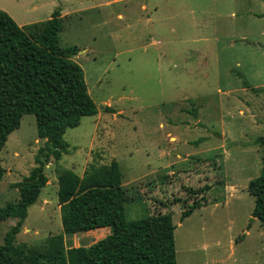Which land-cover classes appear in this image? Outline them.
I'll list each match as a JSON object with an SVG mask.
<instances>
[{"label":"rangeland","instance_id":"1","mask_svg":"<svg viewBox=\"0 0 264 264\" xmlns=\"http://www.w3.org/2000/svg\"><path fill=\"white\" fill-rule=\"evenodd\" d=\"M57 9L61 46L78 49L73 60L99 114L67 131L70 152L47 166L48 185L17 243L44 248L63 234L70 249L110 235L64 233L58 176L115 160L134 198L129 221L172 214L178 264H264V229L248 192L263 170L264 0H0L21 27ZM44 144L36 117L24 116L1 155L0 208L20 199L15 184ZM205 186L212 190L195 200L209 204L182 221L189 189ZM16 222L0 221V245Z\"/></svg>","mask_w":264,"mask_h":264},{"label":"trees","instance_id":"2","mask_svg":"<svg viewBox=\"0 0 264 264\" xmlns=\"http://www.w3.org/2000/svg\"><path fill=\"white\" fill-rule=\"evenodd\" d=\"M62 30L59 9L50 20L27 27L19 26L0 10V182L6 174L3 149L24 116L36 117L38 137L45 140L35 157V167L15 184L20 199L0 208V221H17L0 245V264H178L172 214L152 212L129 221L126 204L134 198L124 187L123 173L115 160L105 165L91 163L82 176L72 170L58 176L64 233L110 228V235L89 247L70 249L63 234L51 237L44 248L17 243L29 209L48 185L47 166L70 152L67 131L79 127L83 118L99 114L84 70L73 60L78 49L61 46ZM256 143L262 149L263 170L250 181L248 192L255 199L252 217L264 229V136ZM211 190V186L189 189L193 202L182 200V221L209 204L207 197L195 200V196Z\"/></svg>","mask_w":264,"mask_h":264},{"label":"crops","instance_id":"3","mask_svg":"<svg viewBox=\"0 0 264 264\" xmlns=\"http://www.w3.org/2000/svg\"><path fill=\"white\" fill-rule=\"evenodd\" d=\"M119 17L121 18V15Z\"/></svg>","mask_w":264,"mask_h":264}]
</instances>
